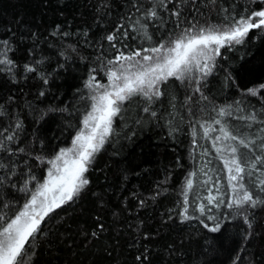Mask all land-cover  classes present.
<instances>
[{"label": "trees", "instance_id": "16d2710c", "mask_svg": "<svg viewBox=\"0 0 264 264\" xmlns=\"http://www.w3.org/2000/svg\"><path fill=\"white\" fill-rule=\"evenodd\" d=\"M197 4L199 11L188 19L203 26L264 9L261 0ZM133 11L131 0H0V52L12 61L10 70L0 65V162L6 166L0 169V215L6 219L30 199V191L20 190L29 177L36 178L27 183L34 190L47 161L82 128L95 94L89 80H107L108 61L118 50L149 46L129 27ZM169 31H180L171 20L163 28ZM149 33L153 41L161 39L151 25ZM110 34L116 36L112 43L106 39ZM262 85L264 29H252L242 44L221 49L200 85L206 100L194 84L170 80L162 87L165 95L150 104L139 96L125 101L86 173L89 184L45 218L32 241L30 264H264V205L239 211L225 206L232 195L222 159L228 153L218 155L222 144L214 141L220 135L214 119H221L238 137L260 143L264 124L238 117L255 111L258 120L264 118ZM249 89L260 91L252 96ZM228 106L233 115L218 117L214 109ZM209 125L216 131L205 136ZM246 183L264 199L254 183ZM209 195L221 197L224 205L209 204Z\"/></svg>", "mask_w": 264, "mask_h": 264}, {"label": "snow or ice", "instance_id": "6c2138e0", "mask_svg": "<svg viewBox=\"0 0 264 264\" xmlns=\"http://www.w3.org/2000/svg\"><path fill=\"white\" fill-rule=\"evenodd\" d=\"M212 2L215 3V0ZM261 2L264 3V0ZM131 4L134 11L128 17L131 21L129 27L133 32L141 33L149 42V46L129 53L118 50V55L108 61L111 67L107 71V85H94L92 81L95 77L89 80L87 87L95 93L91 96L93 101L91 111L83 118V128L73 139L72 147L61 149L48 161L50 168L47 178L34 190L27 189V183L35 180V176H30L25 182V187L20 190L30 191V199L22 210L10 219L0 215V264H30L32 241L42 232L41 225L45 218L56 209L73 202L89 184L86 173L89 172L95 155L112 132L113 117L118 115L125 101H131L139 96L150 104L165 95L162 87L168 85L170 80L178 81L182 85L194 84L195 92L201 93L202 99L206 100L207 97L203 96L200 85L212 74L216 57L221 55V48L242 44L252 29H264V9L239 15L238 18L230 14L225 17L227 23L224 25L203 26L199 21L193 22L192 19H188L193 12L199 11L197 0H146L144 4L139 0H131ZM136 13L139 15L137 16ZM169 20L175 24L176 29L180 30L179 32L163 33V28ZM150 25L156 29V32L162 33L159 41H153L154 34L149 33ZM123 27L121 25V28ZM123 35L127 37V31ZM106 39L112 43L116 40V36L110 34ZM3 43L7 46L6 41ZM113 47H115L114 43ZM0 57H3L0 58V65L10 70L12 61L6 58V53L0 52ZM27 70L32 71L31 68ZM261 88H264V85ZM259 91V89H249L248 94L256 96ZM239 103L238 101L237 104ZM143 110L149 112V107L146 106ZM214 111H217L218 117L233 115L231 106ZM237 111L243 112L244 109L237 108ZM151 115L155 116V111H152ZM238 119L264 124V118L258 120L255 111ZM214 123L220 125V135L214 138L215 142L222 144V147L217 149L218 155L228 153L222 159L232 195L225 206L239 211L245 205L250 208L264 205V199L254 196L246 183V180L254 183L260 192H264V135L258 137L260 143L257 144V139L238 137L229 129L226 121L214 119ZM210 131L216 129L211 125L207 126L205 136ZM259 131L264 133V128ZM12 138V136L6 137L7 140ZM224 141H235L236 145L223 144ZM237 145L247 149L248 153H240ZM0 148H3V144H0ZM5 167L0 162V169ZM9 171L14 175L11 170ZM186 187L192 189L191 179L187 181ZM216 190L219 192V188ZM207 199L214 207L219 208L224 205L221 197L209 195ZM184 203H188L187 199ZM199 211L203 215L204 207L200 206ZM187 213L188 208L184 207L183 215L186 219H190ZM209 219L214 218L209 217ZM245 223L251 227V221L246 215ZM218 228L219 224L210 231L215 232Z\"/></svg>", "mask_w": 264, "mask_h": 264}, {"label": "rangeland", "instance_id": "374dc122", "mask_svg": "<svg viewBox=\"0 0 264 264\" xmlns=\"http://www.w3.org/2000/svg\"><path fill=\"white\" fill-rule=\"evenodd\" d=\"M221 49H222V48H221ZM110 67H111V66H110ZM95 84H98V83H95ZM95 84H94V85H95ZM107 84H108V77H107V80H106L104 83L100 84V85H107ZM113 118H114V117H113ZM82 128H83V126H82ZM82 128H81V129H82ZM81 129H80V130H81ZM76 135H77V134H76ZM74 138H75V137H74ZM74 138H73V139H74ZM72 141H73V140H72ZM72 141H71V143H70L66 148H70V147H72ZM63 149H65V148H63ZM58 153H59V152H58ZM58 153H57V154H58ZM57 154H55V156H56ZM55 156H53V158H54ZM53 158H51V159H53ZM51 159H49V160H51ZM49 160H48V161H49ZM48 161H47V165H46L47 167H46V173H45L44 179L42 180V182H40V184L43 183L44 180L47 178V172H48V170H49V168H50V164L48 163ZM38 186H39V185H38ZM23 206H24V205H22V206L19 208V210H22ZM19 210H18V211H19Z\"/></svg>", "mask_w": 264, "mask_h": 264}]
</instances>
